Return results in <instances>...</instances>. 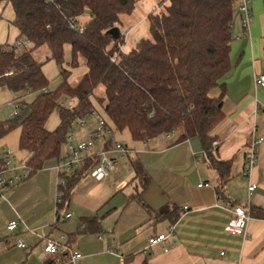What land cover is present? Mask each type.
Masks as SVG:
<instances>
[{
  "label": "crops",
  "instance_id": "0c3cea01",
  "mask_svg": "<svg viewBox=\"0 0 264 264\" xmlns=\"http://www.w3.org/2000/svg\"><path fill=\"white\" fill-rule=\"evenodd\" d=\"M136 1L132 14L121 17V31L128 32L126 41L145 23L149 32L147 17L159 11L157 0H142L143 8ZM8 5L0 2V46L14 44L20 35L12 25L13 9L8 17L5 15ZM250 9L248 33L236 14L231 68L222 79L225 119L214 132L218 142L215 155L232 162V177L221 194L218 175L210 168L199 139L175 143L174 134L167 139H151L145 146L131 137L129 142H120L113 136L111 141L136 152V160L119 161L115 171L102 181L86 175L63 208L58 207L57 200V161L29 174L28 180L6 194V199H0L1 264H10L11 253L18 254L23 264H45L64 255L63 251L57 256L44 255L48 239L62 240L79 252L82 258L75 264H264V219L252 217L250 212L252 208L264 211V141L251 173L252 182L257 184L255 191L249 192V180L243 176L253 129L264 139V87L255 85V79L264 72V0H250ZM89 19L86 13L82 23ZM219 93L216 89L213 95ZM22 97L19 94L12 102L20 99L22 106ZM59 122L49 120L48 130H55ZM81 128L85 131L75 140L89 139L91 129ZM105 148L104 143H98L87 158L98 156ZM135 161L150 180L143 190L135 179ZM172 205L179 209L176 221L156 219L161 208ZM235 206L250 213L244 233L227 230ZM66 214L71 218L59 220ZM14 221L18 228L10 232L7 226ZM171 227L174 232L166 241L148 254L142 252L150 237L168 234ZM18 240L27 248H19Z\"/></svg>",
  "mask_w": 264,
  "mask_h": 264
},
{
  "label": "trees",
  "instance_id": "16d2710c",
  "mask_svg": "<svg viewBox=\"0 0 264 264\" xmlns=\"http://www.w3.org/2000/svg\"><path fill=\"white\" fill-rule=\"evenodd\" d=\"M1 1L14 11L12 25L20 34L17 41L28 42L30 47L17 54L12 45L0 46V87L22 98L35 95V99L24 102L18 118L0 122V140L20 129L19 147L30 175L62 156L72 123L98 110L95 99L108 124L120 133L127 131L135 142L174 134L175 143L199 139L210 168L218 175L221 194L232 177V162L216 157L214 132L225 119L222 79L231 68L237 0H157L159 11L147 17L149 37L130 49L121 31V17L132 14L136 0ZM86 13L90 19L82 23ZM114 28L121 31L118 39L109 34ZM41 48L50 51L46 61L62 67V83L54 91L43 71L45 62L34 55ZM66 48H70L68 68L63 66ZM82 60L85 74L76 84L69 83L72 70ZM100 88L103 95L96 98ZM216 89L218 96L213 95ZM68 97L74 100L72 110L59 106ZM56 110L60 122L50 131L47 123ZM98 163V156L87 158L73 174L62 177L59 208L69 202L73 189ZM132 167L145 189L150 180L144 167L138 161ZM250 212L264 219L263 210L252 208ZM179 216L173 205L156 213V219L172 222ZM65 256L45 264H66Z\"/></svg>",
  "mask_w": 264,
  "mask_h": 264
},
{
  "label": "built area",
  "instance_id": "2783aa9c",
  "mask_svg": "<svg viewBox=\"0 0 264 264\" xmlns=\"http://www.w3.org/2000/svg\"><path fill=\"white\" fill-rule=\"evenodd\" d=\"M237 11L241 19L242 25L245 31L249 32V26L251 23V9L250 0H237ZM127 37L128 32H122ZM12 46L17 49H27L30 47V43L23 40L17 41ZM256 87H264V72L255 79ZM46 92V90L44 91ZM71 98H62L59 102L60 108L73 109ZM20 99L13 103L14 112L11 114V119H16L22 114ZM73 128L71 132L66 136L64 147L65 151L62 156L57 160L56 171L58 173V191L57 200L58 203L61 200L62 193L60 190L61 185L64 184L63 176H70L76 170H78L83 162L87 159V153L95 147L98 143H104L106 148L103 149L98 157L99 163L90 171L89 175L96 181H102L109 177V175L115 171L117 163L119 161H134L136 160V152L128 149L122 143L111 141V137L114 135L113 127L108 124L104 116L98 110H92V112L85 119H78L72 123ZM89 127L91 129V136L87 140H75V126ZM170 135L163 137V139L169 138ZM109 141L111 145L107 147ZM264 139L256 135V130L253 129L251 134L250 145L247 153L245 169L243 176L249 180V192H253L257 189V184L251 180V173L258 161V148L263 143ZM147 146V142H144ZM30 171L27 167V159H21L13 151L0 145V199H6V194L14 190L21 183L25 182L29 178ZM208 186V184H200L199 186ZM233 217L229 221L227 226L228 231L244 233L245 227L250 220V213L248 210L241 206L233 207ZM71 218V214H66L64 218L59 220H67ZM18 228V222H11L7 229L10 232H14ZM174 232V227H171L168 234H160L158 236L150 237L147 245L143 248L142 252L148 254L154 246H157L166 241L170 235ZM18 247L26 249L27 246L18 240ZM64 252L66 264H75V262L82 258V255L70 249L64 245L62 240L48 239L43 253L46 256H57L61 252Z\"/></svg>",
  "mask_w": 264,
  "mask_h": 264
},
{
  "label": "rangeland",
  "instance_id": "374dc122",
  "mask_svg": "<svg viewBox=\"0 0 264 264\" xmlns=\"http://www.w3.org/2000/svg\"><path fill=\"white\" fill-rule=\"evenodd\" d=\"M138 3H139V7L143 8L142 5H143L144 1L138 0ZM11 9H12L11 5H8L6 12H5L6 13L5 15H7V17H8V14H9ZM148 37H149V32L147 31V24L145 23L143 26H140L131 32V35L127 41L126 48L130 49L133 46H135V44L138 41H140L141 39H146ZM11 45L12 44H6V46H11ZM34 55L38 61L45 62L44 66H43V71H44V73H45V75L49 81V89L51 91L56 90L62 83V76L60 75L62 67L57 65L54 61H46V57H50V51L47 48H41V49L37 50ZM64 59H65V63L63 66L65 68H68L67 64L70 61V48H66ZM85 72H86V66L84 64V61L82 60L79 68L72 70V74L69 77V83L76 84L82 78V76L85 74ZM102 95H103V89L100 88L96 92V98H99ZM18 96H19V94H15L8 89H0V122L7 121V120L11 119V114L14 112V109H15L12 101L15 98H17ZM34 99H35V95H28V96H25L24 100L26 103H31V102H33ZM93 101L95 103V106L97 107V109L101 113V106L98 105V103L95 99ZM71 105H74V100L72 101V104H70V106ZM58 119H59V112H58V110H56L51 115L49 120L50 121H52V120L58 121ZM83 131H85V130L82 129L79 125H76L74 138H77L78 135ZM113 131H114L113 136H114L115 141L129 142L130 135L127 131L123 132L122 134H120L114 128H113ZM19 135H20V129L17 128L15 130L11 131L9 134H7L5 137H3L0 140V145L11 150V151H13L21 159H25L24 156H26V155H24V153H21V151H20ZM196 142H198V141L196 140ZM214 146H217V144L215 143ZM9 258H10L9 259L10 264H14L16 262L21 261L20 260L21 257L16 253H11L9 255ZM19 263L23 264L22 262H19Z\"/></svg>",
  "mask_w": 264,
  "mask_h": 264
},
{
  "label": "water",
  "instance_id": "95a60500",
  "mask_svg": "<svg viewBox=\"0 0 264 264\" xmlns=\"http://www.w3.org/2000/svg\"><path fill=\"white\" fill-rule=\"evenodd\" d=\"M109 34H111L115 39H118L121 35V31L118 28L112 29Z\"/></svg>",
  "mask_w": 264,
  "mask_h": 264
}]
</instances>
